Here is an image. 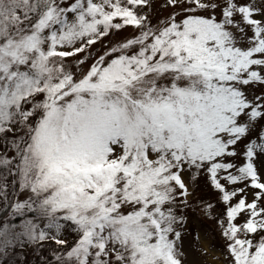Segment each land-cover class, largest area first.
<instances>
[{
    "label": "rangeland",
    "instance_id": "rangeland-1",
    "mask_svg": "<svg viewBox=\"0 0 264 264\" xmlns=\"http://www.w3.org/2000/svg\"><path fill=\"white\" fill-rule=\"evenodd\" d=\"M77 256L264 264V0H0V264Z\"/></svg>",
    "mask_w": 264,
    "mask_h": 264
},
{
    "label": "trees",
    "instance_id": "trees-1",
    "mask_svg": "<svg viewBox=\"0 0 264 264\" xmlns=\"http://www.w3.org/2000/svg\"><path fill=\"white\" fill-rule=\"evenodd\" d=\"M45 9H46V8H45ZM200 70H201V69H200ZM202 70H204L205 72H210L209 70H206L205 68H202ZM251 169H252V170H251ZM253 169H254V168H253L252 165L249 164V165L247 166V171H248V173H249V178L251 177L250 180L255 184V183H256L255 180H257V179H255V178H256V173L253 172ZM10 209H11V207L8 208V210H10ZM73 260H74L75 262H77V263L79 262V264H81V262H83V261H82L83 259H81V258L78 257V256L75 257Z\"/></svg>",
    "mask_w": 264,
    "mask_h": 264
}]
</instances>
